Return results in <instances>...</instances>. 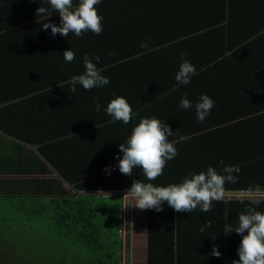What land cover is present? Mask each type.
I'll use <instances>...</instances> for the list:
<instances>
[{
    "label": "crops",
    "instance_id": "0c3cea01",
    "mask_svg": "<svg viewBox=\"0 0 264 264\" xmlns=\"http://www.w3.org/2000/svg\"><path fill=\"white\" fill-rule=\"evenodd\" d=\"M260 1L264 0L248 3L264 10ZM220 2L225 4V0H101L95 7L103 16V31L64 37L59 33L53 36L51 28L42 27L45 22L59 25L61 21L48 0H0V197L18 196L16 200L48 207H55L57 200L75 201L79 196L82 203L93 201L95 193L110 198L96 190L79 191L73 183H122L124 175L117 176L120 171L114 163L121 154L120 143L126 142L141 118L155 115L167 121L168 115H174L170 121L188 120L175 109L179 96H210L215 102L209 117L212 121L236 122L255 112L256 102L249 94L257 87L248 76L234 72L250 67L226 57L231 38L216 40L217 35L206 29L220 14ZM40 6L47 9V15H36ZM211 9H217L214 15H203ZM179 10H183L182 33H178ZM249 19L251 26L258 24ZM187 27L200 30L202 36L184 33ZM200 39L214 42L200 47ZM142 41H147V48L141 47ZM69 48L75 52V60L65 63L63 52ZM182 53L197 74L190 85L179 86L175 75L183 62ZM85 54L89 58L100 55L97 67L110 83L91 90L77 84L76 92H71V77L85 71ZM262 69L264 66L256 72ZM163 76L168 77L164 83ZM163 87H174L179 93L161 98ZM116 96L125 97L132 107L128 124L106 113ZM97 98L100 111L95 109ZM244 127L241 124L239 131ZM59 169H67L68 176L60 175ZM135 203L132 194L126 193L125 217L130 204L143 231L141 252L132 256L136 262L149 264V212L138 209ZM67 208L55 211L65 217V221L59 220L63 225L56 222L65 229L60 240L70 237V243H80L78 236L85 227H80L77 235L67 236L73 234L72 226L77 223L66 214ZM78 248L86 250L89 243ZM82 259L77 256L76 262Z\"/></svg>",
    "mask_w": 264,
    "mask_h": 264
},
{
    "label": "trees",
    "instance_id": "16d2710c",
    "mask_svg": "<svg viewBox=\"0 0 264 264\" xmlns=\"http://www.w3.org/2000/svg\"><path fill=\"white\" fill-rule=\"evenodd\" d=\"M248 1L225 0V4L220 2L223 4V8L220 7L222 8L220 14L213 25L206 29L213 35H217L216 40L231 38L227 41L226 57L240 61L242 65L238 64L242 67L243 65L250 67L240 73L234 72L238 76H248L254 83L253 87H257L249 94V98L256 102L255 112L247 114L245 119L236 122H217L209 119L211 112L214 111L212 108L205 121L198 122L194 105L201 94L179 96L180 98L175 102L178 103L175 109L181 117L189 119L170 121L174 115H168L165 119L174 132L169 139L175 142L178 155L167 162L163 175L150 181L157 186H166L181 182L190 173L206 171L208 166L222 170L225 166L232 165L240 168L238 174L234 173L238 175V182L226 184L224 199L214 201L212 210L207 213L201 212L199 208L192 213L175 212L167 205V202H164L162 212L148 209L149 264H232L234 260L239 259L237 249L242 237L235 232L227 234V227L238 222L239 214L244 212L248 205L247 199L244 203L239 202L240 197L246 196L239 194L247 193L254 184L264 188V69L256 72V68L264 66V10L254 9L256 7H252ZM260 2L264 4V1ZM216 10H205L203 15H214ZM179 14L181 18L178 33H182L183 10H179ZM249 17L254 18L258 24L255 26L248 24ZM199 31L187 27L184 33L194 32L193 34L200 38L202 35ZM212 42L214 41L207 42L200 39L198 46L208 47ZM160 78L164 83L168 77ZM173 88L163 87L161 98L167 94L170 96L178 94L179 90ZM182 97L189 99L193 107L180 108ZM241 124L245 125L243 131H239ZM122 156L121 152L119 157L122 158ZM221 160L223 164L219 163ZM114 163L119 168V160L117 159ZM53 165L57 166V163L53 162ZM66 170L58 171L60 175L67 177ZM120 174L122 173L120 172L117 176ZM137 181L149 182L141 168H135L131 176L124 175L122 183H119L120 180L116 182L119 184H100L94 180H92L95 183L93 185L73 183L75 185L73 187L79 191L89 193L96 190L108 193L110 198H103L100 193H97L100 196L96 193L93 195V201L84 203L81 202L80 196L75 201L65 198L57 200L54 204L56 208L16 200L18 196H1L0 212H23L28 218L39 215L41 218L49 216L52 218L51 225L54 231L58 229L57 233L60 237L65 229L58 223L63 225L59 220L65 221V217L55 211L69 206L65 209L66 214L76 218L77 223L72 226L73 234L67 236L77 235L80 227H85V231L78 236L80 243H70V237L67 240L71 244L70 248L75 249L72 248L73 252L79 253L83 259L78 262H67L60 260V257L58 264H123L122 252L126 248L129 251L131 249V245L125 244L121 234L126 223L125 194L130 192L128 190L133 182ZM79 209L83 211L80 212ZM257 210L264 211V204L258 206ZM20 218H22L21 215L0 217V264H50L51 262H47L43 255L25 256L18 260L13 254L19 248L8 239L9 235L4 236L2 231L4 227L19 224ZM208 220L212 221V226L201 233L199 229ZM55 223L59 227H56ZM212 235H215V239H212ZM83 243H89V248L79 249V245ZM214 245L221 253L219 258L211 254Z\"/></svg>",
    "mask_w": 264,
    "mask_h": 264
},
{
    "label": "clouds",
    "instance_id": "9594fccd",
    "mask_svg": "<svg viewBox=\"0 0 264 264\" xmlns=\"http://www.w3.org/2000/svg\"><path fill=\"white\" fill-rule=\"evenodd\" d=\"M48 2L61 17L59 25L50 22L42 24L44 30L51 28L53 36L59 33L68 37L69 33H74L76 37H81L88 31L96 35L103 31V16L95 7L101 3V0H78L75 5L73 0H48ZM41 14H48L45 7L40 6L36 10L37 16ZM147 46V41L141 42V47L147 48ZM109 55L112 53L110 52ZM63 57L65 63H71L75 60V52L69 48L63 52ZM181 57L183 62L179 66L175 79L178 84L186 85L197 73L194 65L189 60L183 59V53ZM100 59L99 54H93L92 58H89L87 54L84 55L85 71L83 74L71 77L69 91L76 92L77 84L85 90H91L110 83V79L102 75V70L97 67ZM60 67L61 71H65L63 65ZM214 103L210 96L201 94L198 102L194 105L198 122L205 121L214 107ZM179 106L182 109H189L193 107V104L189 99L182 97ZM101 108L102 105L97 98L95 109L100 111ZM106 113L113 120L122 121L125 124H128L132 119V107L123 96L111 99L107 105ZM173 135L171 127L153 115L142 118L133 127L126 142L120 143L119 150L123 156L122 158L117 157L119 171L124 175L131 176L135 168H141L149 181L133 182L128 190L136 201L134 206L140 210L153 209L162 212L163 204L167 202V205L175 212L192 213L197 208L204 213L210 212L214 201L224 199L225 185L238 182V175H234V173L238 174L240 168L228 165L222 170H217L213 166H208L206 171L190 173L179 183L157 186L150 181L163 175L167 162L178 155L175 142L169 139ZM219 163L223 164V161L221 160ZM245 199L248 200V205L245 211L239 214L238 222L227 227V234L235 232L242 237L237 249L239 259L234 260L232 264H264V211L257 210L258 206L264 204V188H261L259 184H254V187L247 190L245 197L239 198V202L244 203ZM211 226L212 221L208 220L199 230L203 233L206 228ZM211 237L215 239V235ZM211 254L217 258L221 256L215 245Z\"/></svg>",
    "mask_w": 264,
    "mask_h": 264
},
{
    "label": "rangeland",
    "instance_id": "374dc122",
    "mask_svg": "<svg viewBox=\"0 0 264 264\" xmlns=\"http://www.w3.org/2000/svg\"><path fill=\"white\" fill-rule=\"evenodd\" d=\"M131 206L132 205L129 204V207L126 208L127 225L125 230H123L124 233H126V230L130 232L131 240L125 244L127 246L131 245V250L129 251L126 248L122 254L128 255V262H130V264H141V260L136 262L135 258L133 259L132 253L138 252V254H140L141 246H143V231H141V220L137 217V213H133ZM18 215L22 216V218L18 219L19 224H14L8 228L4 227L2 231L4 236L9 235L8 239L18 246L19 250L13 252L18 260H21L25 256L33 257L43 255L47 262H51L50 264H58L60 260L75 262L77 256H80L79 253L75 254L73 250H69L71 244H69L68 240L65 242L60 240L59 234L54 231L51 225V217L41 218V215H39L28 218L23 212H0V217H13ZM132 221H136L135 224L134 222L132 223ZM54 225H56V223ZM60 257L61 259L59 260ZM125 259L126 258H124V262Z\"/></svg>",
    "mask_w": 264,
    "mask_h": 264
},
{
    "label": "built area",
    "instance_id": "2783aa9c",
    "mask_svg": "<svg viewBox=\"0 0 264 264\" xmlns=\"http://www.w3.org/2000/svg\"><path fill=\"white\" fill-rule=\"evenodd\" d=\"M128 230H126V233H124V232H122L121 234H124V235H122L123 236V238H124V240L126 241L125 243L127 244L128 242H129V237H130V240H131V236H130V232H127ZM132 242V241H131ZM131 250V249H130ZM125 257L124 258H126L125 259V262H124V260H123V264H130V262H128V255H124Z\"/></svg>",
    "mask_w": 264,
    "mask_h": 264
}]
</instances>
